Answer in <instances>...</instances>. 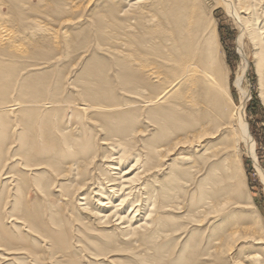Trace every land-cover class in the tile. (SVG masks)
Here are the masks:
<instances>
[{
	"label": "bare ground",
	"instance_id": "bare-ground-1",
	"mask_svg": "<svg viewBox=\"0 0 264 264\" xmlns=\"http://www.w3.org/2000/svg\"><path fill=\"white\" fill-rule=\"evenodd\" d=\"M215 1L239 30L240 106L207 0H0L3 261L81 264L87 252L144 264L150 250L153 264H227L240 233L225 206L240 194L229 182L240 178L241 145L262 171L242 80L252 57L264 101V0ZM30 189L33 206L19 199ZM251 204L237 218L256 217ZM221 220L228 226L212 230ZM198 232L205 243L193 242Z\"/></svg>",
	"mask_w": 264,
	"mask_h": 264
},
{
	"label": "rangeland",
	"instance_id": "rangeland-1",
	"mask_svg": "<svg viewBox=\"0 0 264 264\" xmlns=\"http://www.w3.org/2000/svg\"><path fill=\"white\" fill-rule=\"evenodd\" d=\"M207 3H208V6L211 9H213V12H212L213 17L217 22L218 34H219L218 48L221 53L222 63L224 66V70L226 72V77L228 78L229 88L231 91V98L235 105L240 106L242 104L243 96H242L241 89L238 87L237 80H238L239 75L241 74L243 59H242V54L237 45V41H238L237 39L239 38V30L234 22V19L230 17L222 7L218 6L215 0H210V1L207 0ZM62 62H64V60ZM59 68L64 70V63L62 64V66H59ZM259 79H260V76L257 72L254 59L251 57L249 68L247 69V72L242 80V89L245 91V95H246V117H247V120L250 126L252 136L256 141L257 158H258L259 166L262 171L261 172L258 171L256 163L254 159L249 155L246 146L241 145L240 155H239L241 159L240 161V166H241L240 172L241 173L238 172V176L240 178H238V180L236 181L234 177V179L231 182H229L230 186L234 185L240 190L239 192L240 194L236 195V194L231 193L230 195H228L229 197L228 203L225 206V211L227 210L228 211L226 212L225 216L227 218L226 221H228L230 224L237 223L235 228L238 230V232L242 234L239 233V235H237L236 237L232 239V242L231 241L229 242L232 248L228 247V250H227L228 252L226 255L227 257L229 256V260L227 264H253L251 263L249 259V257L253 255H261V257L263 258L261 259V261H262V264H264V177H263V174H264V101L261 98V94H260ZM19 131H21V129L19 128L16 130H13L12 136L18 135L17 133ZM15 138L16 136H14V139ZM13 145H16V144H12L11 148H13ZM213 150L214 149H212V151ZM12 164H13L12 161H10L7 164L6 171H8V169L12 166ZM204 169L205 168L203 167L202 171L199 174H204L205 173ZM205 174H208L211 176V172H209V169H207ZM203 176L198 177V175H196V178L197 179L202 178ZM240 182L241 183L244 182V183L241 184ZM226 185L228 184L226 183L225 186ZM216 186L225 187V186H222V183H220L219 181L217 182ZM231 195H232V198L236 196L237 197L231 200ZM35 198H36L35 190L30 189L27 191V193L26 192L25 194L22 193L19 199L20 201L26 200L28 201L29 206H33L34 203H36ZM50 198H51L50 203L55 204V205L60 204L62 201V200L60 201L59 199H57L55 195H52V197ZM230 200L232 202H230ZM247 202L250 204L253 203L256 209L251 204L252 209L253 210L255 209V211H258L259 214L256 212L257 213V215L255 214L256 217L249 216L246 214L247 211L245 210V212L241 213L239 218H237L236 216L237 213L235 212L243 211L244 207L247 206ZM8 203H9V205H7L8 208L12 209L13 201H10ZM236 218L237 220H235ZM238 219L241 221H239ZM19 222H22V221L19 220ZM240 222H241V225H240ZM18 224H19V227L23 230V232H25L21 223H18ZM230 224H229V227H227L228 225L227 224L224 225V221L221 220V224L218 223L214 225L213 228L212 227L211 228L213 230L216 227L220 226L219 227L220 229L216 228L217 230L219 229L218 230L219 232L220 230H223L225 227H227L230 232L231 230L230 228L233 227V224H231L232 226ZM193 227L195 226L194 225L188 226V228H192L191 230H193ZM246 237H249V238L260 237L262 238V244L259 246H256L252 243V241H248ZM69 240L72 244H75V249L78 250L76 245L80 246L79 243H76L72 237ZM198 240L199 241L201 240L205 243L206 236H204V233L198 232L197 238L196 239L194 238L193 242H196ZM237 240H239V242H237ZM183 241H185V236H180L177 241L179 246L182 245L181 242ZM224 243L225 242L222 241L221 246H223ZM200 245L198 246L199 249H201L202 246H204V245H201V246ZM241 247H243V249ZM42 248L44 249V247ZM175 248H176V245H175ZM238 248L242 250L237 251ZM229 249L231 252H229ZM179 250L180 248H178L176 252H178ZM211 252L212 254L214 253L213 244H212ZM121 255L123 256V254L121 253H115L112 255H105V256L104 255L89 256L88 253L85 252L83 254H79V256L76 257L75 259L76 260L78 259V261L81 262V264H120L122 260H125L123 257H120ZM147 256L149 257V259L147 260L144 259L145 260L144 264H146V261L150 262V264H153L151 262H153L152 259L154 257V253L148 250ZM197 257H195V259H197ZM43 258L44 260L37 261L35 263L34 259L29 258L26 254V255L17 256L14 262H8V261L5 262L3 261V256H2V253L0 252V264H57V261L62 262L63 260H64V264H68V262H66L67 259H65L66 258L65 256H64V259L58 255H56L55 259L53 258L51 259L50 257H48V255L43 256ZM193 263L202 264L201 262H193ZM208 264H212V263H208Z\"/></svg>",
	"mask_w": 264,
	"mask_h": 264
}]
</instances>
